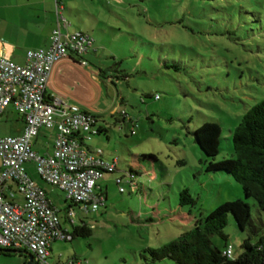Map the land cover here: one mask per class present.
<instances>
[{"label": "rangeland", "instance_id": "374dc122", "mask_svg": "<svg viewBox=\"0 0 264 264\" xmlns=\"http://www.w3.org/2000/svg\"><path fill=\"white\" fill-rule=\"evenodd\" d=\"M36 2L0 0V33L17 38V29L27 24L19 21L25 15L16 10L32 8ZM63 14L70 23L96 30L97 55L85 58L88 68L98 73L104 69L107 78L96 87L89 80L74 97L81 110L111 130L104 140L94 137L88 144L119 162L118 171L101 180L107 184L106 206L87 215L73 207L75 225L85 222L92 236L54 242L47 264H149L142 258L145 249L177 240L188 227L224 206L230 209L224 231L227 244L238 257L247 233L237 205L249 204L255 222L264 220V213L260 216L256 202L244 196L227 166L220 171L214 165L234 158L236 127L253 105L264 100V0H64ZM121 98L125 104L120 106ZM115 107L118 115L139 122L137 137L127 136L126 129L114 123L118 115L110 112ZM8 109L12 113L0 121V138L18 136L24 126L14 108ZM209 122L222 131L219 155L212 160L203 156L191 134ZM132 154L146 165H152L146 157H153L165 168H158L157 179L142 182L143 191L130 195L121 193L114 181L128 171ZM183 158L188 164L177 163ZM34 168L32 164L30 175L46 188L63 227L72 232L67 214L72 202H66L64 191L40 180ZM165 181L173 186H161ZM183 189L190 191L194 206L181 205ZM212 241L225 249L221 237L215 235ZM28 262L21 252H0V264Z\"/></svg>", "mask_w": 264, "mask_h": 264}, {"label": "built area", "instance_id": "2783aa9c", "mask_svg": "<svg viewBox=\"0 0 264 264\" xmlns=\"http://www.w3.org/2000/svg\"><path fill=\"white\" fill-rule=\"evenodd\" d=\"M55 1L58 21L48 47L29 50L26 64L15 63L0 51V120L12 106L24 124L20 135L0 138V248L27 250L38 264L47 262L52 243L70 241L72 235L63 227L59 212L46 191L35 183L28 166L34 164L40 180L64 191L84 213H94L106 203L99 182L115 172L118 163L108 160L103 149L89 146L88 142L101 131L94 116L46 96L54 64L75 56L81 65L88 66L85 56L95 42L89 33L62 31V25L67 24L63 0ZM44 129L52 131L53 148L51 153L41 155L34 149V140ZM117 182L123 181L118 178ZM10 185L15 191L7 195ZM135 186L132 182L133 190ZM120 191L124 192L125 187L120 186ZM73 214V210L68 213L72 223ZM225 255L233 257L232 246Z\"/></svg>", "mask_w": 264, "mask_h": 264}, {"label": "trees", "instance_id": "16d2710c", "mask_svg": "<svg viewBox=\"0 0 264 264\" xmlns=\"http://www.w3.org/2000/svg\"><path fill=\"white\" fill-rule=\"evenodd\" d=\"M105 74H107L105 70H100L99 77L101 80L107 78ZM108 77L110 78V76ZM120 103L125 104L124 98H121ZM142 103H145L144 99H142ZM121 115L124 116L122 113ZM148 118L150 117L148 116ZM129 120L131 124L130 133L132 135V131H135V134L132 135L135 136L138 132L136 129L139 127V122L132 118ZM135 125L138 127L135 128ZM100 133L101 131L94 137L99 136ZM221 133V127L213 122L205 123L202 127L191 131L195 143L208 160L215 159L219 155ZM232 142L234 158L216 164L214 167L221 171V166H227L230 176L241 185L244 196L256 202L257 211L261 216L264 213V100L256 103L246 112L233 133ZM146 158H149L148 160L151 163H158L153 157ZM177 163L186 165L188 161L183 158ZM158 166L160 169L165 168L162 164ZM125 175L130 177L129 181H124ZM125 175L120 178L123 181L121 184H118L117 179L115 180L116 185L119 187H128V189L125 188L124 192H120L125 193L128 191L130 195L137 194V191L140 192L141 184L138 181V177L141 175L140 169H135L131 165ZM132 182L136 185L134 190L131 188ZM104 195L107 201V195L105 193ZM67 201L72 202L67 209V214L73 210L74 206L82 211L79 203L70 199H66ZM180 202L183 206L195 205V200L188 189H183L180 192ZM248 205L244 202H239L237 205L241 225L244 232L247 233V237L242 244V253L238 257H234V249L232 258L225 255L226 249L231 245L227 244L228 237L224 232L228 225L230 209L224 206L219 211H215L210 216L201 219L194 226L188 227L177 240L164 244L160 248L145 249L142 258L149 264L164 260H169L174 264H264V220L260 217L259 221L255 222ZM104 206H106V203ZM82 213L87 215L91 212L84 213L82 211ZM71 224L72 232H69L72 239L70 241L79 237L92 236V229L85 222H82L81 225H75L72 222ZM215 235L221 237L226 243L224 250L219 249L213 243L212 237ZM0 250L6 252V250L12 249Z\"/></svg>", "mask_w": 264, "mask_h": 264}, {"label": "crops", "instance_id": "0c3cea01", "mask_svg": "<svg viewBox=\"0 0 264 264\" xmlns=\"http://www.w3.org/2000/svg\"><path fill=\"white\" fill-rule=\"evenodd\" d=\"M9 5L10 7H13L12 3H10ZM33 5L34 6L32 8L29 7L28 9L25 10H19V9H17L18 11L16 10L17 15L19 16L22 14L25 15V18L24 19L20 18L19 21L25 22L27 24L26 28L22 27V29L19 28L17 29L18 32L17 38L13 36L6 37L0 33V51L5 53L12 61L13 59H16L17 62H19L18 64H26L27 61L26 56L29 50H38L40 48L48 47L50 45V38L52 36V33L57 26L56 24L58 21L57 19L58 5L55 0H37V2L34 3ZM37 6H40V8ZM62 6L64 12V0L62 1ZM62 31L64 33L74 32V31H83L89 33L94 38L95 42L93 47L90 49L87 56L85 57H88L89 54L91 53H95L97 55V51H96L97 47H95L97 44V39L94 35V32H96V30L93 26L85 25L83 28L82 26L75 25V23L73 22L70 23L67 20V24L62 25ZM98 31L101 30L98 29ZM17 52H19V54H17ZM15 56H17V58H14ZM78 64L80 63L78 62V58H76L75 56H69L63 58L54 64L46 89V96L50 100H60L68 105L71 104L77 106L76 104H78L79 101L76 97H74L75 94L74 92L81 91V89L85 88L89 80L95 85V87L99 85V83H103L97 71H93L90 68H88L89 65L86 68H81L80 66H78ZM99 70H104V69L99 68ZM105 75L107 76V74ZM8 110L5 113V115L6 114L10 115L12 113ZM110 113H111L110 115H114V114L118 115L119 113L118 107L112 109ZM125 116H122L121 114L118 115V118L115 119L114 123L120 125L122 129L125 128L127 136L129 134L130 136H132L130 133L131 124L129 120L132 117L130 115H127L126 117ZM20 121L22 120L20 119ZM99 127L101 128V133L99 136L96 137L97 142L102 141V139L104 140L103 137L106 136L107 138L109 133H111V130L109 129L107 123H105V125H99ZM51 134L49 135L48 132L42 131L41 135L34 140V149L35 146H37L38 148L44 151V154L41 155H46L52 152L53 140ZM137 136H138V132L134 137ZM51 141H52V146L49 148V143L51 144ZM90 147L93 148V146ZM132 156L134 159L132 162V166L135 169H140L141 172V175H139L138 177V181L141 184L140 186L141 187L140 192H141L144 189V185L142 182H146V181L151 182L154 179H157V177H159L158 176L159 163H150L152 165H148V164L146 165L139 162V158L137 155L132 154ZM114 160H117V162H119V158H115ZM30 166H32V164L29 165L28 170H30ZM0 168H1V159H0ZM102 181L99 182V188L107 195V199H108L107 184L104 185ZM38 186L46 191V188H44L42 185H38ZM161 186L163 187L169 186V188H171L173 186V183H170L169 181L168 182L165 181ZM14 191H15V186L10 185L7 189L6 194L11 195ZM46 194L48 197L47 191ZM16 197L19 198V196ZM52 248H53V243L50 247L49 258L51 257V253L53 250ZM0 252L3 251L0 250ZM45 264H47V262Z\"/></svg>", "mask_w": 264, "mask_h": 264}, {"label": "water", "instance_id": "95a60500", "mask_svg": "<svg viewBox=\"0 0 264 264\" xmlns=\"http://www.w3.org/2000/svg\"><path fill=\"white\" fill-rule=\"evenodd\" d=\"M6 251L7 252H21V253L25 254L29 258L28 264H33V262L35 260L34 255L31 252L27 251V250H24V251L6 250Z\"/></svg>", "mask_w": 264, "mask_h": 264}, {"label": "flooded vegetation", "instance_id": "af4514ba", "mask_svg": "<svg viewBox=\"0 0 264 264\" xmlns=\"http://www.w3.org/2000/svg\"><path fill=\"white\" fill-rule=\"evenodd\" d=\"M34 257H35V256H34ZM33 264H38V263L36 262V259L34 260Z\"/></svg>", "mask_w": 264, "mask_h": 264}]
</instances>
